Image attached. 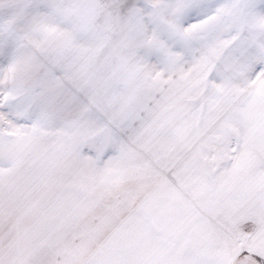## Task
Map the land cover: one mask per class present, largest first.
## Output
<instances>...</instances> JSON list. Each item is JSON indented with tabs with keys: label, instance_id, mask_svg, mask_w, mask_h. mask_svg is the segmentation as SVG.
Here are the masks:
<instances>
[{
	"label": "snow or ice",
	"instance_id": "1",
	"mask_svg": "<svg viewBox=\"0 0 264 264\" xmlns=\"http://www.w3.org/2000/svg\"><path fill=\"white\" fill-rule=\"evenodd\" d=\"M0 264H264V0H0Z\"/></svg>",
	"mask_w": 264,
	"mask_h": 264
}]
</instances>
